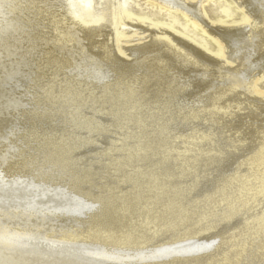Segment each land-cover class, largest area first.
<instances>
[{"label": "bare ground", "instance_id": "obj_1", "mask_svg": "<svg viewBox=\"0 0 264 264\" xmlns=\"http://www.w3.org/2000/svg\"><path fill=\"white\" fill-rule=\"evenodd\" d=\"M69 1L68 3V0H29V5H32L39 15L41 14L49 20L55 34L53 38L41 39L31 36V34L27 35L22 24L20 27L18 24H11L10 20H0V36H2L0 39V75L8 77L11 73H16L21 64L32 66L30 63L35 61L36 65V60L45 59L46 65L47 63L49 66L53 64L56 68L55 72L64 78V85L55 86L58 76H56L55 82L47 81L48 86L41 92L42 99L44 101L47 99L44 109L52 108L50 104H53L54 109L59 111L66 107L68 109L65 113L66 118L67 115L77 117L80 122L78 124H82V121L85 120L89 122L97 120L94 115L75 112L77 106L95 103L99 108L103 107L105 103L111 105V102L117 105L115 110H111V114L114 119L113 125L122 133L116 139H111L110 145L107 144L108 146L102 147V150L91 153L111 156L104 163V168L108 167L119 178H116V183L108 182L98 194L89 196L88 193L83 194L84 192H82L78 199L82 201L88 198V201L91 202L90 207L95 210L118 211L112 223H116L115 225L110 226L107 223L97 222L78 226V223L73 222L70 216L62 215L64 212L72 213L78 205H71L75 203H72L73 201L71 202L69 198L60 197L53 202L54 205L51 203L50 210H47L48 212L61 213L55 217L56 221L40 218L39 221L31 223L35 226V230L39 227L42 228V232H36L40 239L43 234L50 237L48 233L54 234L55 231H60L58 235L54 234V237L59 240L73 239L75 235L85 231L93 233L91 238L96 244V250L91 251V255L94 254V257L99 255L100 259H96L101 261L109 259L127 264H240L245 254L253 250L259 259H264V232H262L263 236H260L259 233L256 237L249 235L256 228L258 222L254 220L257 215L251 212H240L233 215V218L223 221L222 224L207 223L203 227L201 226L202 228L198 224H190V219L195 213V206L199 202L203 203L211 199L215 204L214 209L220 206L217 194L223 190L231 189L237 184L240 180L238 171L242 164L246 163L264 173V138L258 141L259 138L264 137V133H262L264 131V0H230L234 7H231V4L230 7L222 4V12L217 18L218 23L206 18L204 5L209 0H153L160 6L164 5L169 9L181 12L185 16V21L193 27L194 31L212 44L213 54L207 52L205 46L199 47L185 36L164 26H148L136 21H127L126 19L130 16L125 12L124 0ZM154 5L156 4L154 3ZM235 12H237L239 22H234ZM135 31L136 33L147 31L149 39L142 41V37H133L128 34ZM171 59L181 60L184 64L192 63L205 76H210L212 79L210 82L206 80L208 84L205 83V85L208 86L205 88L204 98L202 97L203 103L201 100V103L198 101L200 98L198 95L204 91L203 88L196 92L199 93L198 95L193 92L195 96L193 95L192 99L183 104H176L172 100L184 92L185 87L165 99L164 104L169 109L186 110L182 115L185 119L205 117L208 121L212 120L215 124H219L222 118L227 119L242 106L254 109L243 119L240 118V124L235 125L230 122L231 124L228 125L233 137L232 143L242 145L243 150L232 163L230 162L231 164L229 163L226 169L218 171V174L214 173L210 184L207 183L208 186H205L204 183L206 181L204 172L217 160L220 152L212 135L207 133L208 129L196 124L191 128L173 132L158 122L159 120L157 124L148 123L149 118L147 119L143 112H140L142 109L139 107L140 102L136 101L138 93L134 91L139 89V93L144 92L143 88L150 81H154V91L162 94L171 86L174 81L173 77L180 76L176 70L172 72V77L163 73L167 69V64H172ZM17 63L21 64L16 65ZM23 70L21 72L29 75L26 68ZM138 80L142 83L141 86H139ZM239 89H242L243 92H238ZM131 97L134 99L130 100ZM123 99H125V103L122 106L121 100ZM127 99L130 100L127 101L128 103ZM42 110L38 109L39 112L32 110L31 113L36 116L38 114L40 117ZM28 113L30 116V112ZM16 117L18 120L7 129L3 127L7 122L4 120L0 122V172L13 175L9 167H16V164L20 162L21 152L29 147L32 139H42L45 142L44 145L31 144L34 147V152L33 150L28 152L30 156L38 158L40 156L37 155L40 152H45L47 154L45 157L48 159L52 158L49 154L56 156L58 166L68 169L73 167L70 164H75L76 160L74 157L72 158V153L79 146L69 142L66 146L65 142L58 140L63 147L56 139L60 131L57 132V129L55 130L53 127L54 129L50 130L51 133L49 132L51 135L46 129L44 130L47 134L40 132L41 130L38 131L36 126L42 123L37 122L34 125L32 120H29L31 126L25 125L23 130L21 128V133L18 136L19 131L16 129L20 130L19 123L25 122L19 115ZM179 129L181 128L179 127ZM64 133H66L64 137L67 139L87 138L88 144L92 142V139L85 134L73 133L72 136L69 131ZM217 135L215 134L214 138ZM15 136H18L17 139ZM9 139L13 141V149L17 150L16 157L12 156L13 158L10 159L16 158V160L5 164L10 156ZM72 142L74 141L72 140ZM45 144L48 147L47 151ZM90 149H92V145ZM195 151L203 153L205 159L201 160V157L195 156ZM116 153L117 156L114 155ZM69 154L71 157L68 156ZM75 155L77 156V153ZM23 156H25L24 153ZM76 156L75 158L79 159ZM152 159L156 160L150 161ZM174 160L178 161L176 165L172 164ZM128 166H131V172L121 175ZM34 171L36 172V170ZM76 172L78 171L71 172L72 177L81 181L86 180L89 175L83 176L75 174ZM39 176L46 177V174ZM190 178H193V181H188ZM178 181H188L186 183L188 189L190 188L188 193L174 191L175 186L172 183ZM126 184L128 187L125 188ZM248 194V186L240 185L230 199L235 205L237 202L244 201ZM84 195H88V197ZM13 196L22 199L23 203L29 196V190L25 187H17V185L0 188V199L3 197L10 199ZM44 201L46 200L44 199ZM39 202L42 201L39 200ZM17 205L22 204L13 203L10 206H4V209L8 210L7 208L11 207L16 211ZM256 207L264 212V197L259 199ZM2 208H0V213ZM49 221L51 222L49 223ZM21 223L29 224L27 221L18 220L14 225L19 227ZM11 238L12 235L8 240H0V264H76L70 261V258L73 257L52 254L34 255L27 253L28 250L20 251L17 249L18 247L14 249L12 244L14 242L11 241ZM242 238L246 239V243H242L244 240ZM84 241H82L83 244ZM59 242L61 241L54 239L49 241V243H54L50 244L53 247ZM26 246L24 245V247ZM85 249L87 250V248ZM59 257L67 260H62ZM176 261H181V263H175Z\"/></svg>", "mask_w": 264, "mask_h": 264}, {"label": "rangeland", "instance_id": "obj_2", "mask_svg": "<svg viewBox=\"0 0 264 264\" xmlns=\"http://www.w3.org/2000/svg\"><path fill=\"white\" fill-rule=\"evenodd\" d=\"M25 1L24 0L23 1L22 0H0V20H4V21L10 20L9 22H11V24H13V25L18 24L20 27L22 24V27L25 30L27 35L31 34V36H35V37L41 38V39L53 38L55 36V34L52 30V27L50 26L49 20L47 18L41 16V14L39 15L38 12L35 11L36 9H34L32 5H29V0H25ZM69 2L70 1L68 0V3ZM154 3L156 5H154ZM24 4H25V6H24ZM222 4H224L223 6L230 7L229 5L231 3H230V0H209L208 3H206L204 5V12L206 13V18H208L210 21H212L214 23H218L219 20H217V18L220 16V14L222 12V8H223ZM231 7H234V5L231 4ZM18 9H19V12H18ZM124 9H125V12L127 14H129V16H130L126 19L127 21H136L140 24L148 25V26L149 25L161 26V27L164 26L165 28H168L171 31H174V32H176L182 36H185L186 38L191 40L195 45H197L199 47L203 48L205 46L206 51L209 52L210 54L214 53V50L212 48V44L210 42H208L207 40L205 41V39L202 35H200L199 33H196L194 31L193 27L190 26V24L185 21V16L179 11H175L174 9H169V8L165 7L164 5L160 6L158 2L153 1V0H124ZM14 14L16 15L17 18L15 17ZM236 14H237V12H235V15H233V16H236V19H234V18H232V19H234V22H239L238 15H236ZM229 24H231V23L229 22ZM128 34L130 36H133V37H135V36L136 37H142V41L149 39V37L147 35L148 34L147 31L142 32V33H136V31H135V32H131ZM1 38H2V36H0V39ZM36 61H37V63H36L37 66L35 65V61L30 63L32 66H23L20 63L21 67H19V69H17L18 71L16 73H11L8 77L0 75V76H2L0 78V122H2L3 120L6 121L7 124H5V126L3 125V127H6V129H7L9 126L11 127L16 120H18L17 119L18 116L16 117V115H19L21 118H23V121L25 123H19L20 126L19 125L18 126L20 127V130H18L19 128L16 129V131H19L17 134L18 136L20 135L19 133H21V128L23 130L24 127H26L25 125H27L28 127L31 126V123H29V120H32L34 125L37 124V122L39 124L42 123L39 126H36L38 131L41 130L40 132H45L44 129H46L49 135H51L50 130H52L54 128H55V130L57 129L56 130L57 132L60 131V133H58V135L56 136L57 141L60 140L61 142H65L66 146H68V142L71 144L73 143L74 145L76 144L77 146H79V148L75 151L77 153V156L75 155L76 154L75 152L72 153V155H73L72 158L74 157V159L76 160V163L73 165L70 164V166H73V167H69V169H68L67 167L63 168L60 165L58 166V163L56 162V159H55L56 158L55 155L49 154L52 157L50 159L45 157V156H47V154H45V152H40L37 155V156H40V157H38L39 159L34 158L33 156H30V154L28 152H32V150L34 152V147L31 146V144H33V145H44L45 141L42 139H32L30 142L31 144H29V147L25 148L24 151H22V152L20 151L21 152V154H20L21 157L19 158L20 162H18V164H16V167H11V166L9 167L10 170L12 171L13 175H11L9 173L5 174V173L0 172V176H1L0 177V188L1 187H7L9 185H12V186L17 185V187H25L26 189L29 190V196H28V198H26L24 200L23 203L21 202L22 199H20L18 197H14V196L11 197L10 199L7 197L6 198L3 197L2 199H0V208L3 207L1 209L2 212L0 213V222H1L0 223V240H8L9 236L12 235L11 241L14 242V243H12L14 249L18 247L17 248L18 250H20V251L28 250V251H26L27 253H32L34 255H38V254L39 255H42V254L43 255H51L52 254L54 256L61 255L63 257H68V258L73 257L72 259L70 258V261H73L76 264H127V263H118L116 261H112L109 259H105L104 261H101V260H99L100 259L99 255L97 257H96V255L94 257L93 256L94 254L91 255V253L94 250H96L95 249L96 244L92 241V238H91V235L93 233H87L86 231H85L86 233L81 232L80 233L81 235L80 234L75 235V238L69 239V240H65V239L59 240L58 238L56 239V237H54V234L58 235V233H60V231H55L54 234L48 233V235H50V237H46L43 234L42 239H44L46 241L47 240L52 241L53 239L57 240V241H61L53 247L51 245L54 243H49V241L46 242V241L40 239L39 235L36 233L38 231L42 232V228L39 227V228H36V230H35V226H33L31 224L33 222L35 223V222L39 221L40 218L41 219L43 218L44 220H46V219L50 220L51 219V221H53L56 219L55 217H57V215H61V213L59 214V213H55V212H48L47 210H50V206H52V204L54 205L53 202H55V200L62 197L63 199L69 198L71 200V202L73 201L72 203H75V204H71V205H78L73 209L72 213L71 212H64L62 214L64 216L65 215L70 216L73 222L78 223V226H84V225H88L90 223L94 224L97 222L107 223L110 226L115 225L116 223H114V224H112V223H113V219L116 217V212L118 210H106V209L95 210V209H92L90 207L91 202L88 201V198H85L82 201L78 198L82 192H84L83 194L88 193L89 196H91V195L94 196V195L98 194L100 189L103 188L104 186H106V184H108V182L116 183V178H119V177H117L116 174H114L112 171H110L108 169V167L104 168V163H106V160L109 157L111 158V156L108 157V155H105V154L104 155L93 154L91 152L92 151L97 152V151L102 150L103 149L102 147L110 145L111 139H116L122 133L113 125L114 119H113V116L111 114V110H115L117 105L112 104V102H111V105L109 103H105L103 105V107H99V108L97 107L98 105L95 103L93 105L90 103L85 104L84 106H86V107L77 106V108L75 109L76 110L75 112H81L83 114H88V115L91 114L92 116L94 115L96 118L95 120H97L96 122L95 121L89 122V121L85 120V121H82V124H78V123H80L78 118L73 117L72 115H67V118H66L65 113L68 110L66 107H63L59 111V110L54 109L55 106L53 104H50L52 108L49 107V108L44 109L45 102L47 101V99H46V101H44V99H42L41 92H42L43 88L48 86L47 81L51 80V81L55 82L57 79L56 76H58V81H56L55 86H60V85H64V83H63L64 78H62V76H60L59 73L57 74L55 72L56 68L54 67L53 64L49 66L47 63V65H46L44 63L45 59L44 60L43 59L36 60ZM171 62H172L171 65L167 64V67H166L167 69H165L166 72L164 71L163 73L166 76L172 77V75H171L172 72H174V70H176L180 74V76H177V77L175 76V78L173 77L174 81H172L169 89H166L162 94L155 92L154 91V81H150L149 83H147L146 87L143 88L144 92L142 91L139 93V89L137 91L136 90L134 91L135 93L139 94V95L137 94V100L136 101L140 102L139 107L142 108L140 110V112H143V114L147 117V119L149 118L148 123H156L157 124V121L159 120L158 122L164 124L168 130L173 131V132H177L174 130H184L185 128L188 129V127L191 128L193 126H196V124L202 128L208 129L207 133L212 135V138L215 141V145H217L219 147L218 150L220 151L217 160L215 162H213V164L209 168H207L206 171L204 172V180H206L204 183H205V186H208L210 184L212 176L215 174H218V171L221 172V170L226 169L229 166V163L230 162L232 163V161H234L236 159V157H238L243 150L242 145H235L234 143H232L231 139L233 137L231 136V131H229L230 127L228 125L231 124L232 122L235 125L240 124L239 123L241 121L240 118L243 119L245 117V115H247L250 111H254V109L249 108V106H244V107L242 106V108H240L236 112H234L232 116L228 117L227 119L222 118V121H220L219 124H215V122H213L212 120L208 121L207 119H205V117H202L199 119H191V120L185 119L184 116H182V115H184L183 112L186 110L179 111L178 108L177 109L176 108L175 109H172V108L169 109L164 104L165 99H167L168 96L170 97V95L175 94L177 91H179L180 89L185 87L184 92L180 93L177 96V98H174L173 100H175V101L172 100V102H174L176 104L177 103L183 104V103H186L188 100L192 99L197 94L196 92L203 88L202 90H204V91L202 93H200V95H198L199 93L197 94L198 96H200L198 101L200 103L202 101V103H203V98H204L203 94L206 93L205 88H206V86H208V85H205V83L208 84L207 81L209 80V82H210V80L212 81V79L210 76H205V74H203L201 71H199V69H197V67L194 66L192 63L187 62L184 64L183 61L177 60V59H171ZM20 64L17 63L16 65H20ZM29 67H31V68L29 69ZM23 68H26V70H28L27 72L29 75H25V72H21V71H24ZM29 70H31V71H29ZM184 71H187V72L184 73ZM188 74H190L189 75L190 78L188 77ZM185 75H186V77H185ZM88 79L94 80L93 78H88ZM189 79H191V80H189ZM138 81H139V86H141L142 83H140V80H138ZM179 82H182V83H179ZM189 82H191V83H189ZM195 85H196V87H195ZM192 87H193V89H192ZM237 91L243 92L242 89H239ZM193 92H194V94L195 93L196 94L194 95ZM189 95H191V96H189ZM138 97H140V98L138 99ZM131 98H129V99L130 100L134 99V97H131ZM155 98H156V101H154ZM129 99H127L126 102ZM121 101H122V106H123L125 103V99H123ZM153 102H154V104H153ZM95 107H97V108H95ZM18 108H20V109H18ZM155 108L158 112L156 110L154 111ZM38 109H41V110L44 109L41 111L40 117L38 114L36 116L35 114L31 113L32 110L38 111ZM77 109H78V111H77ZM166 109H167V111H166ZM21 110H23V111L21 112ZM90 110L92 111V113ZM28 112H30V116H29ZM20 114H22V115H20ZM152 115H153V117H151ZM14 117H16V118H14ZM58 119H59V121H58ZM229 120H231V121H229ZM98 123H100V124H98ZM173 124H175V125H173ZM171 125H173V126H171ZM179 127L181 129H179ZM66 131L67 132L69 131L70 135H72L73 133L81 134V135H84V134L88 135L87 137H90L92 139V142L88 144V142H86L87 138L72 139L74 141V142H72L71 139H67L64 137V135L66 134L64 132H66ZM216 132H218L219 134ZM262 133H264V131H262ZM215 134L216 135L218 134V135L214 138ZM260 136H262V135H260ZM17 137L15 136V139H17ZM263 138L264 137L259 138L258 141L263 139ZM44 139H46V138H44ZM213 140H212V143H213ZM60 141H58V142H60ZM209 141H211V140H209ZM14 142L16 143L15 140H14ZM61 142H60V144H61ZM8 145H9L8 147H9L10 156L7 159L8 161L6 160L5 164H7V162L9 164V163H11V161L16 160V158L14 160L10 159L12 156L16 157L15 153H17L16 148L13 149L14 148L13 141L9 139ZM91 145H92V149H90ZM10 147H11V149H10ZM54 147H55V144H54ZM98 147H100V148L98 149ZM45 148L47 151L48 147L46 146V144H45ZM83 152H85V153H83ZM23 153L25 156H23ZM56 155H58V154L56 153ZM114 155L117 156V153ZM68 156L71 157L70 154ZM68 156H67V158H69ZM75 156L79 157V159L75 158ZM98 156H100V157H98ZM195 156L201 157V160L205 159V156L203 155V153H201L199 151H195ZM232 157H234V158H232ZM88 158H90V159H88ZM156 159L159 160L158 158H156ZM156 159H152L150 161H155ZM78 160H80V161H78ZM177 163H178L177 160H174V163L172 162L173 165L174 164L176 165ZM179 163H180V161H179ZM97 164H98V167H97ZM40 165H42V166L40 167ZM0 167H1V165H0ZM95 167H97V168H95ZM130 167L129 166L126 167L122 171L121 175H123V173H125V175L129 174L132 170V168H130ZM95 169H97V170L95 171ZM34 170H36V172ZM73 170L78 171L75 174H82L83 176H85V175L87 176L88 174L89 175L87 176L86 180L81 181L77 178L72 177L73 174L71 172ZM34 172H35V174H34ZM238 172L240 175V180L237 182V184L235 186H233L231 189L223 190L217 194V197L220 201V206L217 209H214L215 204L211 199H208L207 202H203V203H201L202 202L201 201V202H199V204H197L195 206V213L190 219L191 225L198 224L200 226V228H202L207 223H211V224L220 223V224H222L223 221H226V220L233 218V215H237L240 212H246V213L251 212L252 214L257 215L254 217V220L258 221V222L256 223V228L249 235L256 237V236H258L257 234L259 233L260 236H263L262 232H264L263 231L264 212H262L263 210L261 211V210L257 209L256 206L259 203V199L264 197V173L257 168L250 167L246 163L242 164V166L240 167V170ZM44 173L46 174V177L45 176L44 177L39 176V175H42ZM10 175H11V177H10ZM60 175H62V176H60ZM33 177H34V179H33ZM188 181H193V178H190ZM188 181H178V182L172 183V185L175 186L174 191L177 192V190H178V191H181L182 193H185V194L188 193L189 189H190V188L188 189V186L186 184ZM81 182H84V183L81 184ZM99 182H100V184H97ZM207 183H208V185H207ZM32 185L33 186L35 185V186L33 187ZM43 185H44V187H43ZM240 185L248 186V188H249L248 197L244 201L237 202L235 205H233L232 200L230 198L233 195L236 188L239 187ZM126 187H128V184L125 185V188ZM70 189H71V192H70ZM77 191H78V193H77ZM88 195H84V196L88 197ZM62 198H61V200H63ZM19 199H20V201H19ZM44 199L46 201H44ZM39 200H41L42 202L40 203ZM13 203L14 204L20 203L22 205H17L16 211L11 209V207H8L7 208L8 210L4 209L6 206H10ZM4 213H6V214H4ZM52 214L56 215V216H53ZM211 214H213V215H211ZM52 217H54V218H52ZM18 220L27 221V223H29V224L24 225L23 224L24 222H23V223H21L22 225L19 224V227H17L14 225V223H15V221H18ZM51 221H49V223ZM199 221H202V222L200 223ZM5 224L7 226H4ZM258 224H260V225L258 226ZM25 227H27V228H25ZM89 234H90V236H89ZM13 239H14V241H13ZM242 239H244V238H242ZM39 241H41V242H39ZM82 241H84V244L82 243ZM89 242L92 244V246ZM242 243H246V239H244ZM23 244L25 246L27 244V246L24 247ZM43 244L45 245V247ZM47 245H48V247H47ZM82 245H85L86 247H83ZM93 246H95V247L93 248ZM85 248H87L88 251ZM96 258H99V259H96ZM60 259L67 260L66 258H60ZM175 263H181V261H179V262L176 261ZM138 264H141V263H138ZM240 264H264V259H259V257L256 255L255 251L253 250V251H249L247 254H245L244 259L242 260V262Z\"/></svg>", "mask_w": 264, "mask_h": 264}]
</instances>
